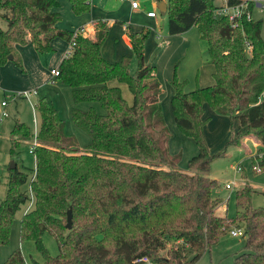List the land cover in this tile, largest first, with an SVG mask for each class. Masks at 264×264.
<instances>
[{"label": "trees", "instance_id": "16d2710c", "mask_svg": "<svg viewBox=\"0 0 264 264\" xmlns=\"http://www.w3.org/2000/svg\"><path fill=\"white\" fill-rule=\"evenodd\" d=\"M69 1L77 16L92 10L91 0ZM226 5H243L241 16L231 21L218 14L221 6L216 0H168L169 35L196 27L215 68L212 86L187 92L174 81L175 122L199 147L187 173L178 169L180 155L170 152L171 135L159 108L147 105V81L157 72L145 59L148 30L127 33L138 61L137 73L132 74L131 57L110 63L103 56L107 32L102 22L96 39L75 38L74 32L57 27L63 17L60 0H0V17L7 23L6 30L0 27V67L10 56L22 67L18 45L30 42L44 55L54 51L56 38L74 44L56 79L71 87L74 124L91 139L82 151L66 133L58 110L45 98L39 100L40 126L32 147L36 167L31 174L18 165L9 170L0 203V246L8 243L17 213L31 203L21 220V241H34L43 252L45 262L35 264H143L135 261L144 256L156 264H194L240 223L245 251L228 264H264V208H253L255 191L238 190V214L231 218L215 201L219 184L210 178L213 160L226 150L210 154L204 136L206 105L230 116L237 128L232 143L253 132L264 145L263 23L253 18L254 0H227ZM113 80L128 85L132 104L120 88L110 85ZM84 103L90 105L87 111L79 109ZM97 104L103 113H98ZM12 138L14 156L33 135L18 120ZM255 159L264 171V158ZM27 184L29 190H23ZM69 210L72 230L67 228ZM47 233L59 244L56 257L43 247ZM4 264L27 263L18 249Z\"/></svg>", "mask_w": 264, "mask_h": 264}, {"label": "rangeland", "instance_id": "374dc122", "mask_svg": "<svg viewBox=\"0 0 264 264\" xmlns=\"http://www.w3.org/2000/svg\"><path fill=\"white\" fill-rule=\"evenodd\" d=\"M139 3L146 6L147 11H154L158 14L159 20H166V24L162 25V29L168 32V15L161 13L158 8H154L152 4L157 0H137ZM165 1V0H161ZM257 2L253 10L254 20H260L263 23L262 38L264 39V0H254ZM93 2V1H92ZM225 0H216L218 6H225ZM95 5L99 9H104L106 12H112L122 7L119 0H94ZM108 4V5H107ZM261 5V6H260ZM62 20L57 24V27L62 30L75 32L77 28L76 17L72 13L70 7L62 4ZM130 19V18H128ZM129 23V20L128 22ZM133 23V22H132ZM100 23H98V26ZM0 27L3 30L7 29L6 21L0 17ZM75 29V30H74ZM73 30V31H72ZM96 31V36H97ZM161 34V33H160ZM108 43L105 45L107 51L114 50V31L110 36ZM57 39V40H56ZM53 43L54 51L49 54L41 55L37 53L30 45L20 46L17 50V55L22 62L20 67L17 62L9 59V61L0 67V203L5 198L7 183L9 179V167L11 163L18 165L20 170L31 174L36 167L35 156L30 153L34 145V136L38 134L40 119L36 111V105L40 99L45 98L59 112L60 117L66 123V133L77 140L79 148L84 151L91 143L90 137L83 131L79 130L73 121V96L72 89L69 85L54 78L51 74L52 70H58L62 59L66 56L69 50V43L60 38H56ZM96 39V38H95ZM108 38L106 37V40ZM162 42V40H161ZM202 52V58L208 60V47L206 43ZM131 64L132 74H136L138 70V61L133 52ZM200 55L198 56V58ZM153 62L156 68L161 73V64H164L165 53L163 47L153 52ZM175 67V66H174ZM174 74H171V79ZM189 83L186 86L187 92L196 88V79L188 78ZM174 81V80H173ZM111 86H116L121 89L125 100L133 103V96L126 83H121L113 80ZM24 97H18V95ZM30 94V96H29ZM27 96V98H26ZM29 96V97H28ZM17 97V98H15ZM7 102L5 111L9 114L7 118H2L4 108L3 102ZM90 105L84 103L80 105V110L87 111ZM98 113H103L100 105H95ZM163 109V115L166 118V127L172 136L171 147L175 155H180V163L178 169L189 173V165L191 160L199 154V147L196 140L181 131L177 124L172 120H168L167 110ZM172 108H168L169 114ZM173 112V111H172ZM213 112L209 107L205 115L210 116ZM217 116H222L226 120V126L221 125L218 121H214L210 127L206 128L207 135L204 136L208 144L210 154L217 156L221 151L226 150L224 156L215 158L210 168V178L217 180L219 187L213 193L216 202H219L221 211L227 213L231 218L238 214L236 206V194L238 190L244 188H252L255 193L252 196L253 208H264V171L256 172L253 167L260 165L255 159L257 155L264 158V145L256 139L252 133H248L245 138L239 141H233L237 134L236 126L232 127L229 115H223L216 112ZM20 120L24 122L31 130L33 139L23 142L16 154L11 155L12 147L11 140L12 131L15 123ZM206 120V119H205ZM205 126V127H206ZM261 151V152H260ZM239 169V170H238ZM227 184H235L233 189H226ZM30 184L23 187V190H29ZM220 200V201H219ZM32 204H27L17 213L12 226L10 239L7 244L0 246V264L7 262L12 253L18 249L22 254L27 264L44 263L45 256L41 252L34 241H21V220ZM226 211V212H225ZM237 225V224H236ZM232 226L220 239L219 243L206 251L201 259L194 264H228L233 263L236 255L245 251V240L243 237H233L231 232L236 229H243V224ZM43 247L52 257H56L60 253V248L57 240L50 234H45L42 239Z\"/></svg>", "mask_w": 264, "mask_h": 264}, {"label": "crops", "instance_id": "0c3cea01", "mask_svg": "<svg viewBox=\"0 0 264 264\" xmlns=\"http://www.w3.org/2000/svg\"><path fill=\"white\" fill-rule=\"evenodd\" d=\"M160 2H164L168 5V0H157L154 5L152 4V6H154V8H158L157 5ZM226 2L227 0H225L224 3L226 4ZM60 3L61 8L62 4H64V6L67 5L68 7H70L72 11V5L69 0H60ZM119 3L122 4V7L112 12H106L104 9H99L98 6L95 5L94 0H91L92 10L89 14L77 16L72 11L77 19L75 20L77 24L76 26L77 28L84 25L87 26L88 38L95 39L96 31L98 30L99 26L91 27L90 23L94 21L97 23H103L108 38L103 46V56L110 63L119 62L125 56L131 57L133 59V49L127 36L128 31L132 33H141L145 30H148L149 38L146 42L145 48L146 62L149 64H154L153 62H151L154 59L153 52L156 50V48L160 50L163 47V52L165 53V65H163V63L161 64L162 75H159V70L157 69L156 77L147 81L148 89L145 93V96L147 98V105L149 107L156 106L159 108L165 124L166 118L163 115L162 108H166L169 118L168 120H173L175 122V117L172 110V114H169L168 111V108H172L171 100L176 93L174 88V81L182 84L184 88L188 86V78L192 77L196 79V88L208 87L215 84V68L213 65L209 64V59L204 60L202 58V52L204 49L203 43L205 42L201 40L198 29L196 27L183 35L171 36L169 35V31L164 32V30H162L161 32H159L160 29H162V25L166 24V20H159L158 14H156L154 11L146 12L147 8L145 5L140 3L139 9L137 11H133L130 3L120 1ZM59 11L61 12L62 9H60ZM150 12H154L156 14L155 17H149L148 14ZM165 15H167V12L165 13ZM128 20L129 23H127ZM113 31V46L115 48L112 52H109L107 51L105 45L111 38L110 36L113 35ZM53 43L54 41L52 42V45ZM27 45H30L32 49L35 50L32 43L29 42ZM20 46L21 45H18L16 49L18 50ZM199 55L200 57L198 58ZM64 58L65 56L63 57L62 61L64 60ZM171 74H174V76L172 77L173 79H171ZM208 107L213 111L211 113L214 114H211L210 116L204 115V119L208 120L207 126L209 125L208 127H210V125L213 124L214 121H218L221 125L226 126L227 121L224 120L222 116L215 115L216 112L209 105H206L204 107L205 114L207 113ZM207 126L205 127V135H207ZM171 140L172 136L169 142V148L171 154L175 155V153L172 151Z\"/></svg>", "mask_w": 264, "mask_h": 264}, {"label": "built area", "instance_id": "2783aa9c", "mask_svg": "<svg viewBox=\"0 0 264 264\" xmlns=\"http://www.w3.org/2000/svg\"><path fill=\"white\" fill-rule=\"evenodd\" d=\"M120 2H128V3H130V5H131V8H132V10L133 11H137L138 9H139V7H140V3L137 1V0H119ZM261 6V5H260ZM243 8H244V6L243 5H241V6H237V7H229V6H227V5H225V6H221V8L218 10V14H220V15H224V16H228L229 17V19L231 20V21H233L234 19H236V18H238L239 16H241V14H242V12H243ZM155 13L154 12H150L149 14H148V16L149 17H155ZM90 26L91 27H97L98 26V23L97 22H91L90 23ZM87 33H88V29H87V26H81L80 28H78L75 32H74V37L76 38V37H78V36H83V37H86V38H88V36H87ZM69 50H68V52H67V54H66V56L68 55H70L71 53H72V49H73V47H74V44H69ZM51 74H52V76L54 77V78H56V77H58L59 75H60V73H59V71L58 70H52V72H51ZM29 96H30V94H29ZM28 96V97H29ZM18 97H24V95L22 94V95H18ZM15 98H17V97H15ZM26 98H27V96H26ZM2 107L3 108H6L7 107V102L5 101V102H3L2 103ZM9 116V114L4 110L3 111V114H2V118H7ZM37 144V142L35 141V143H34V145H36ZM33 149L30 151V153L32 154L33 152ZM253 169H254V171H256V172H261V168L260 167H258V166H255V167H253ZM239 170V169H238ZM235 184H233V185H231V184H227L226 185V189H228V190H231V189H233V186H234ZM28 211V210H27ZM26 211V212H27ZM231 235L233 236V237H242L243 236V231L241 230V229H236V230H233L232 232H231ZM136 263H143V264H156V263H154L149 257H147V256H144V257H141V258H139V259H137L136 261H135Z\"/></svg>", "mask_w": 264, "mask_h": 264}, {"label": "water", "instance_id": "95a60500", "mask_svg": "<svg viewBox=\"0 0 264 264\" xmlns=\"http://www.w3.org/2000/svg\"><path fill=\"white\" fill-rule=\"evenodd\" d=\"M157 7H158V9H159V11L161 13H166L167 10H168V5L165 4L164 2H160L157 5ZM10 59L13 60V57L10 56ZM15 168H17V164H15V163L12 162L11 165H10V167H9V170H14ZM67 215H68V218H67V228L69 230H72V228H73V212H72V210H69Z\"/></svg>", "mask_w": 264, "mask_h": 264}]
</instances>
